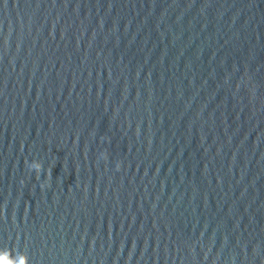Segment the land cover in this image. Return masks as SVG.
Instances as JSON below:
<instances>
[{
  "label": "water",
  "instance_id": "obj_1",
  "mask_svg": "<svg viewBox=\"0 0 264 264\" xmlns=\"http://www.w3.org/2000/svg\"><path fill=\"white\" fill-rule=\"evenodd\" d=\"M0 264H264V0H0Z\"/></svg>",
  "mask_w": 264,
  "mask_h": 264
}]
</instances>
